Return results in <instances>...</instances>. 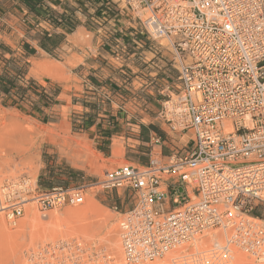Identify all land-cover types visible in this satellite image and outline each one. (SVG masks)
I'll list each match as a JSON object with an SVG mask.
<instances>
[{"label": "built area", "instance_id": "built-area-1", "mask_svg": "<svg viewBox=\"0 0 264 264\" xmlns=\"http://www.w3.org/2000/svg\"><path fill=\"white\" fill-rule=\"evenodd\" d=\"M119 2L144 13L148 40L168 42L153 49L176 74L157 118L185 145L164 156L157 141L148 165L106 170L96 185L45 189L26 175L0 176V219L15 228L30 204L46 215L83 206L89 188L123 191L135 198L118 222L126 264L163 259L210 234V252L179 264H223L235 250L264 263L263 220L253 216L264 217V0ZM23 259L118 264L106 245L80 238L30 247Z\"/></svg>", "mask_w": 264, "mask_h": 264}, {"label": "crops", "instance_id": "crops-1", "mask_svg": "<svg viewBox=\"0 0 264 264\" xmlns=\"http://www.w3.org/2000/svg\"><path fill=\"white\" fill-rule=\"evenodd\" d=\"M93 1L0 0V44L7 47L0 50V76L16 83L0 92L1 102L45 120L57 114L64 95L72 97L74 121L100 153L112 159L118 139L124 156L117 162L146 166L157 141L164 156L185 145L157 118L176 74L147 46L130 13L90 9ZM85 34L92 36L89 46L73 44ZM46 64L60 66L64 79L47 77Z\"/></svg>", "mask_w": 264, "mask_h": 264}, {"label": "rangeland", "instance_id": "rangeland-1", "mask_svg": "<svg viewBox=\"0 0 264 264\" xmlns=\"http://www.w3.org/2000/svg\"><path fill=\"white\" fill-rule=\"evenodd\" d=\"M92 4L94 7L90 6V9L104 7L126 9L119 0H95ZM143 14L130 12L131 18L139 26H141L140 19H144ZM142 37L147 46L152 45L163 51L168 46L167 41L148 40L145 34ZM80 38L78 41H72L73 44L89 46L92 36L85 34ZM70 65L74 66L75 64L70 63ZM72 80V77H69L67 82L71 83ZM68 89L70 91L71 87L69 86ZM72 99V97L64 95L62 107L57 110V114L42 120L29 116L25 109L4 108L0 98V176L2 179H15L26 175L37 181L42 188L96 185L103 180L106 170L122 165H135L125 161L117 162L118 158L124 156V146L118 139L114 141V144L118 143L120 149L115 151L113 145L114 156L112 159L98 151V146L92 135L79 131V126L73 117L75 108ZM134 203L135 198L129 193L123 191L107 193L95 187L87 190L86 203L78 208L54 210L43 215L36 205H32L27 207L24 218L15 228L8 226L6 221L1 218L0 264H24L23 254L26 249L43 245L55 239L69 237H78L86 241H100L108 247L118 264H126L123 254L122 258H119L111 249L109 232L113 226H117L116 238L119 240L118 222L122 215L133 207ZM68 212L88 214L84 219L69 220L65 217V213ZM27 215H30L31 222L24 230L23 225L25 219L27 221ZM53 217H62L63 219L51 220ZM260 219L263 220L264 227V217ZM21 231H26V233L18 234ZM49 231H55V234L43 240L31 239V235H44V232L48 233ZM213 241L214 237L210 234L196 242L203 243L202 248L208 249ZM186 246V251L179 255L176 264L191 259V255L196 249L195 242H189ZM245 258L246 262L240 264H264L240 250H235L232 259L223 264H239V261L241 262ZM165 259L166 257L156 261ZM156 261L146 264H156Z\"/></svg>", "mask_w": 264, "mask_h": 264}, {"label": "bare ground", "instance_id": "bare-ground-1", "mask_svg": "<svg viewBox=\"0 0 264 264\" xmlns=\"http://www.w3.org/2000/svg\"><path fill=\"white\" fill-rule=\"evenodd\" d=\"M47 65V64H46ZM46 65H45V67H46ZM40 66V65H39ZM47 66H49V64L47 65ZM57 65H51V67H50V69H48V67H46L45 69H47L48 71H45V69H44V72H46L47 74H45L47 77L49 76V77H51V78H53V80H54V78H57V74H59L60 73V66H58L59 67V69H58V67H56ZM40 68H42V67H40ZM43 69V68H42ZM56 69L57 70H59V71H57L56 72ZM43 72V71H42ZM59 72V73H58ZM44 74V73H43ZM59 77H60V79H64L63 77H61L60 76V74H59V76H58V78H57V80H59L58 82H60V79H59ZM56 80V79H55ZM114 149H115V151L117 150H119L120 149V145L118 144V143H115L114 144ZM74 164H75V162H73ZM77 165V164H76ZM81 167V166H80ZM33 204H30V205H28L27 207H29V206H32ZM66 215H65V217H66V219H69V220H80V219H84V218H86L87 217V214L88 213H75V212H68V213H65ZM57 216V215H56ZM52 217V216H51ZM30 215H27V221H26V219H25V223H24V225H23V229L25 230L27 227H28V225H29V223L31 222L30 221ZM50 219V218H49ZM52 219H55L56 221L58 220V219H63L62 217L61 218H59V217H53V218H51V220ZM54 220V221H55ZM116 227L117 226H113L112 227V229H111V231L109 232V238H110V245H111V249L119 256V258H122V253H121V243L119 242L120 240H117V238H116V233H117V229H116ZM56 231H59V230H56ZM55 231H49L48 233L47 232H44V235H41V234H37V236H34V235H31V239H45V238H48V237H51V236H53V234H55L54 233ZM1 233V232H0ZM26 233V231L24 232V231H21V232H19L18 234H25ZM3 234L5 235V233L3 232ZM56 234H57V232H56ZM42 236V237H41ZM8 237H11V235H8ZM70 238H74V237H69V238H60V239H70ZM76 238H78V237H76ZM80 239H82V238H80ZM56 240H59V239H55V240H52V241H50V242H53V241H56ZM85 240V239H84ZM203 247V243H199V242H195V250H194V253H198V254H202V253H205V252H210L211 251V249H210V247L208 248V249H205V248H202ZM186 249H187V246L186 245H184L183 247H181L180 249H178L177 251H175V252H173V253H170V254H168L167 256H166V259L165 260H159V261H156V264H176L177 262H176V259L178 258V257H180L179 255L181 254V253H183V252H185L186 251ZM234 258H235V256H234ZM234 260V259H233ZM246 262V258L245 259H242L241 260V262L239 261V264L240 263H245ZM237 264V263H236Z\"/></svg>", "mask_w": 264, "mask_h": 264}, {"label": "trees", "instance_id": "trees-1", "mask_svg": "<svg viewBox=\"0 0 264 264\" xmlns=\"http://www.w3.org/2000/svg\"><path fill=\"white\" fill-rule=\"evenodd\" d=\"M0 50L7 51V47H5L3 44H0ZM15 85H16L15 79H10L5 75L0 76V92L4 94H8ZM18 88L20 92H23L22 87L19 86ZM45 189H48V188H45ZM253 216L259 217V218L263 217V215L259 213L258 211H254Z\"/></svg>", "mask_w": 264, "mask_h": 264}]
</instances>
